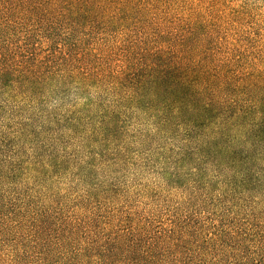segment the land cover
<instances>
[{"label":"trees","instance_id":"trees-1","mask_svg":"<svg viewBox=\"0 0 264 264\" xmlns=\"http://www.w3.org/2000/svg\"><path fill=\"white\" fill-rule=\"evenodd\" d=\"M219 3L0 0V264H264V41Z\"/></svg>","mask_w":264,"mask_h":264},{"label":"rangeland","instance_id":"rangeland-1","mask_svg":"<svg viewBox=\"0 0 264 264\" xmlns=\"http://www.w3.org/2000/svg\"><path fill=\"white\" fill-rule=\"evenodd\" d=\"M219 8L221 9H240L243 14L242 23L245 27L254 28L257 40L264 41V0H218ZM38 41L37 39L34 40ZM124 171L123 182H125L129 187L138 186L140 189L143 188L144 193L146 190L142 184L148 183L152 180V175L147 173H138L137 175ZM151 186V184H149ZM134 201L143 200L144 198L133 197Z\"/></svg>","mask_w":264,"mask_h":264}]
</instances>
